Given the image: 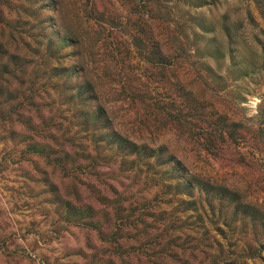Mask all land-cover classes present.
Wrapping results in <instances>:
<instances>
[{"label":"rangeland","instance_id":"374dc122","mask_svg":"<svg viewBox=\"0 0 264 264\" xmlns=\"http://www.w3.org/2000/svg\"><path fill=\"white\" fill-rule=\"evenodd\" d=\"M0 264H264V0H0Z\"/></svg>","mask_w":264,"mask_h":264}]
</instances>
